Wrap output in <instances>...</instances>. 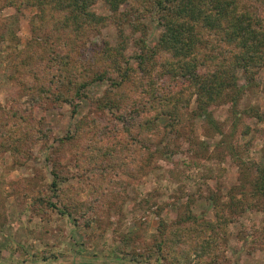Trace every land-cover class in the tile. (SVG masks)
I'll use <instances>...</instances> for the list:
<instances>
[{"label": "rangeland", "instance_id": "1", "mask_svg": "<svg viewBox=\"0 0 264 264\" xmlns=\"http://www.w3.org/2000/svg\"><path fill=\"white\" fill-rule=\"evenodd\" d=\"M137 1L135 8L120 6L117 15L103 1L91 8L106 19L79 47L82 43L92 49L119 47L121 32L130 81L122 89L108 80L94 82L85 91L88 97L76 100L78 110L73 114L69 104L55 97L46 95L41 105L30 99L41 97L34 77H29L37 66L34 62L28 71L22 62L39 12L31 7L15 9L0 0V122L11 121L12 113L28 107L24 114L30 123L25 156L15 158L0 145V264H166L157 261L156 254L148 260L134 255L153 245L161 222L172 225L185 209L199 222L214 223L218 209L226 225L216 226L212 245L187 246L170 255L167 264H264V200L254 188L255 168L264 164V63L252 65L249 73L237 69L241 93L227 92L222 101L210 105L209 116L198 110L196 96L187 101L180 111L182 135L170 139L169 151H156L146 165L141 159L139 169L129 168L132 150L141 149L143 137L135 135L125 116L124 121L119 117L115 105L111 109L107 104L156 89L143 86L148 74L138 67L135 55L141 53L142 41L154 50L162 34L152 0ZM196 29L198 47L209 48L208 58L216 57L222 69L229 58L239 55L234 44L225 48L226 58L214 54L215 31ZM46 33L44 29L38 36ZM67 58L71 64L75 55ZM81 59L77 67L83 64ZM175 63L165 58L148 65L159 87L169 89L183 81L173 76ZM112 64L103 66L117 82L115 61ZM74 68L75 64L69 69L72 79ZM40 72L47 78L45 68ZM44 89L47 93L53 88ZM186 99L185 94L181 102ZM85 118L91 122L88 128L79 124ZM162 118L160 125L168 120ZM55 165L61 177L58 195L50 190ZM128 169L138 175L124 176ZM50 198L65 214L43 205ZM205 247L213 252L203 253Z\"/></svg>", "mask_w": 264, "mask_h": 264}, {"label": "trees", "instance_id": "2", "mask_svg": "<svg viewBox=\"0 0 264 264\" xmlns=\"http://www.w3.org/2000/svg\"><path fill=\"white\" fill-rule=\"evenodd\" d=\"M98 1H103L115 15L120 11V6L129 5L135 8L138 2L137 0H7V3L15 9L31 7L39 12L36 15V22L32 23V39L27 43L29 50L25 52L26 56L22 62L23 69L34 68V62L37 66L32 75L29 72V77H34L32 81H35L38 87L36 91L41 95L39 98L30 97L31 100H35L34 105H41L44 97L47 98L46 95H49L69 104L72 113L76 114L78 110L76 100L87 98L85 91L94 82L101 83L108 80L112 82L115 89H122L129 83L131 67L127 60H123L125 43L121 44L124 41L121 32L117 44L119 47L110 48L107 45L105 48L92 49L90 46L87 47V43H82L79 47V42L88 39L91 33H95V27L100 26L106 19L91 10ZM152 3L155 8L157 7L156 13L159 16L162 34L154 50L149 49L146 42L142 41L141 53L135 55L138 67L148 74L145 76L147 82L145 81L143 86H153L156 89L159 87V82L155 81L154 73L148 66L153 64L154 59L177 60L175 66H172L173 76L183 81H177V84L169 89L159 87V90L155 89L146 95H136V98L127 96L128 99L120 103L108 102L107 105H110L108 108L112 109V105H115L119 117L123 121L126 119L129 125L134 126L137 133L135 135L139 139L143 137V142H140L141 149L132 150L133 156L128 161L129 168L135 169H139L141 159L145 160L144 165L149 163V156L154 157L156 151L163 149V152L167 153L172 137L175 140L180 138L184 127L183 115L180 116V111L187 101L190 102L196 96L198 110H201L205 116H209L210 105L222 101L227 92L241 93L235 77L237 69L249 73V67L252 65L261 67L264 63V0H152ZM247 8L253 10L252 14ZM190 22L195 26L191 27ZM196 27L215 31L214 37L218 39L214 54L218 53L226 58L228 52L225 48L234 44L239 55L234 54L232 59L229 58L227 60L229 65L222 69L216 57L208 58L209 48L198 47L200 40ZM44 29H47L49 34L46 33L43 37L38 36V32ZM85 53H89L90 56L83 55ZM68 55H75L71 64L68 63ZM78 58L87 63L86 67L84 62L76 66L79 63ZM113 61H115L119 80L117 82L109 76L103 66L107 63L112 64ZM121 63L128 67L124 68L120 65ZM74 64L75 76L72 79L69 69ZM159 65L162 66L160 62ZM41 67L49 73L47 78L43 74L44 71L39 73ZM45 83H47L46 86ZM47 87L53 89L46 93L44 88ZM160 90L163 91L159 92ZM167 90L168 93L164 95L163 92ZM185 94L188 99L182 103L181 100ZM138 97L141 100L137 99ZM138 105H142L143 108L139 109ZM102 107L104 106L99 105L98 108ZM25 109L10 112L8 116L12 113L13 119L0 122V145L11 151L15 158L25 156V148L30 141L25 135L27 127L30 126L28 117L24 114L27 112ZM185 110L183 109V112ZM122 116H125V119ZM162 117H168L164 125H160ZM87 120L82 119L79 124H84L88 128L91 122ZM17 123L20 129H17ZM15 127L18 132L14 131ZM42 139L37 138L40 141ZM72 139H75V136ZM161 146L162 148L159 149ZM151 147H155V151L152 152ZM129 170L131 169L123 171V175L129 178L138 175L135 171ZM255 172L257 180L254 188L257 195L264 200V164L255 168ZM52 176L50 190L54 195H58L61 177L56 165ZM43 205L65 214L56 202H52V198ZM219 212L217 209L215 213L217 221L214 223L207 220L199 222L190 210H181L180 218L172 225L160 223L152 239L153 245L148 246L144 254L134 255V259L148 260L156 254L157 261L163 260L167 264L170 255L186 250L187 246L212 245L216 226L226 225L225 218L219 216ZM126 240L130 242L129 239ZM210 251L213 252L210 247H205L203 253H210Z\"/></svg>", "mask_w": 264, "mask_h": 264}]
</instances>
